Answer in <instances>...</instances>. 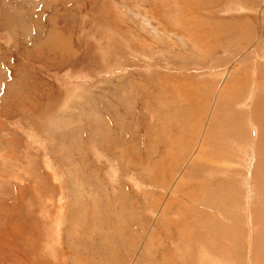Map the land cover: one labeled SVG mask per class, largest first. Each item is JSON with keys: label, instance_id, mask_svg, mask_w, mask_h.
I'll use <instances>...</instances> for the list:
<instances>
[{"label": "rangeland", "instance_id": "rangeland-1", "mask_svg": "<svg viewBox=\"0 0 264 264\" xmlns=\"http://www.w3.org/2000/svg\"><path fill=\"white\" fill-rule=\"evenodd\" d=\"M260 10L0 0V264H264Z\"/></svg>", "mask_w": 264, "mask_h": 264}, {"label": "bare ground", "instance_id": "bare-ground-1", "mask_svg": "<svg viewBox=\"0 0 264 264\" xmlns=\"http://www.w3.org/2000/svg\"><path fill=\"white\" fill-rule=\"evenodd\" d=\"M251 2V1H250ZM259 5V4H258ZM247 7V6H246ZM263 7V6H262ZM243 10H245V8L243 7L242 8ZM263 9V8H262ZM247 10H251V8H249V7H247ZM262 12H264V11H262V10H260V14L262 13ZM264 14V13H263ZM248 41V40H247ZM247 46V45H246ZM261 60H262V57H261ZM258 64V63H257ZM258 66V65H257ZM230 69H228L227 70V73L226 74H228L229 72H231L232 71V69H234L235 68V65H233V64H231L230 66ZM247 101V100H246ZM252 103V102H251ZM245 105H248V102L246 103L245 102ZM249 167V166H248ZM252 173V172H251ZM251 194V193H250ZM221 263V262H220Z\"/></svg>", "mask_w": 264, "mask_h": 264}]
</instances>
